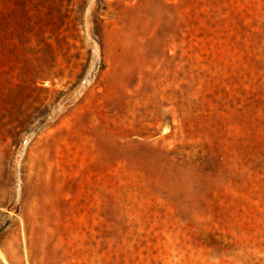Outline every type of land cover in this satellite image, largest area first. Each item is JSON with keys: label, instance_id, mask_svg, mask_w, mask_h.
I'll use <instances>...</instances> for the list:
<instances>
[{"label": "rangeland", "instance_id": "374dc122", "mask_svg": "<svg viewBox=\"0 0 264 264\" xmlns=\"http://www.w3.org/2000/svg\"><path fill=\"white\" fill-rule=\"evenodd\" d=\"M0 264H264V0H0Z\"/></svg>", "mask_w": 264, "mask_h": 264}, {"label": "water", "instance_id": "95a60500", "mask_svg": "<svg viewBox=\"0 0 264 264\" xmlns=\"http://www.w3.org/2000/svg\"><path fill=\"white\" fill-rule=\"evenodd\" d=\"M2 231V228H0V232Z\"/></svg>", "mask_w": 264, "mask_h": 264}]
</instances>
